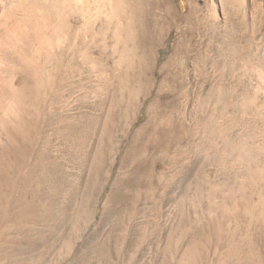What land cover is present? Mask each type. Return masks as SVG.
<instances>
[{"label": "rangeland", "instance_id": "1", "mask_svg": "<svg viewBox=\"0 0 264 264\" xmlns=\"http://www.w3.org/2000/svg\"><path fill=\"white\" fill-rule=\"evenodd\" d=\"M24 2L0 0V264H264V226L214 206L240 176L197 153L216 117L264 133L225 60L250 20L139 0L118 34Z\"/></svg>", "mask_w": 264, "mask_h": 264}, {"label": "bare ground", "instance_id": "2", "mask_svg": "<svg viewBox=\"0 0 264 264\" xmlns=\"http://www.w3.org/2000/svg\"><path fill=\"white\" fill-rule=\"evenodd\" d=\"M24 1L27 2L28 0ZM36 1L42 12L45 11L47 14L54 15L57 20L65 15L66 11L72 9L74 5L80 11H84L83 13L90 14V16L91 14L101 15L108 22H114L115 31L118 34L123 32V25L131 17L132 5L139 2V0ZM200 1L199 4L203 6L205 13L204 18L212 25H223L224 28H229L234 17L250 20L252 34L247 45L248 52L244 48L239 49V46L233 45L234 42L232 41V44L224 45L226 46L225 55H227L225 60L227 63L232 57L235 58L232 65L233 71H236L238 76L246 79L251 85L250 93L241 96V99H239V108H242V110L250 108L264 123V0ZM258 35L259 37H257ZM50 40L48 36L43 38L40 46L44 47L49 44ZM121 60L124 62L125 58ZM121 60L120 62H122ZM222 101H219L220 104ZM231 115L233 116V114ZM231 115L226 118L221 117L223 119L218 117L214 119V116L212 118L214 120L209 127L199 125L200 143L197 144V153L205 160H211L218 164L223 171L235 170L237 176L239 175L241 178L235 179L237 184L232 203L228 205L226 200H222L221 203L214 205L217 207V211L226 212L228 209H232L244 213L250 222L264 226V133L250 132L247 127L239 125L238 120L235 121V118ZM222 187H224V184H222ZM193 255L194 250L192 248L186 257L188 259L193 258Z\"/></svg>", "mask_w": 264, "mask_h": 264}]
</instances>
